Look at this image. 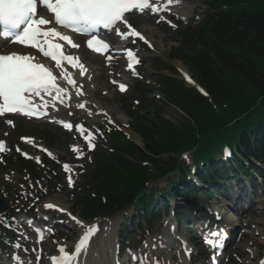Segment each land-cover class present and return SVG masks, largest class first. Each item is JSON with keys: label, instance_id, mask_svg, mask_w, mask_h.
<instances>
[{"label": "trees", "instance_id": "1", "mask_svg": "<svg viewBox=\"0 0 264 264\" xmlns=\"http://www.w3.org/2000/svg\"><path fill=\"white\" fill-rule=\"evenodd\" d=\"M207 1L213 13H207L198 28L182 29L184 41L173 51L206 97L186 87L170 67L153 61L157 73L153 85L140 83V101L150 90H158L185 118L173 125L162 118L161 108L152 117L142 105L127 109L130 130L141 139L142 148L111 130L106 144L92 154L90 171L71 193L72 207L82 219L109 217L132 205L147 210L153 201V192L145 195L148 185L176 171L182 193H195L184 185L188 168L180 159L183 152L192 154L197 176L207 184L229 174L213 162L225 145L236 154L233 164L240 172L245 170L239 159L264 168V0ZM161 70L169 76H162ZM233 164L228 166L232 169ZM7 166L41 178L20 157L10 158ZM46 175L50 194L56 176ZM168 180L178 190L174 180Z\"/></svg>", "mask_w": 264, "mask_h": 264}, {"label": "rangeland", "instance_id": "2", "mask_svg": "<svg viewBox=\"0 0 264 264\" xmlns=\"http://www.w3.org/2000/svg\"><path fill=\"white\" fill-rule=\"evenodd\" d=\"M179 2V5L172 11L174 17L167 15L166 17L164 16L163 19L160 17L158 18V23L155 22V20L147 18L146 16L132 15L128 18L130 24H132L152 45V47H149L148 44L146 45V43L142 44L140 42H136V44L131 47L136 51L137 56L140 58V64H142H139L137 73L140 72V75L145 77V80L150 79L149 75L152 76L154 73V70L149 65L151 58H159L167 65L172 66L178 73L179 71L188 73V69L181 61L171 58V52L180 45H178L177 39L179 37L176 36L177 33H173L168 29H177L182 25H187L190 23L196 25L201 21L202 16L204 15L203 13L207 11V4L205 0H179ZM181 14L184 17L182 19H180ZM185 18H187V20H185ZM78 54L83 60L86 61L88 68H90L92 72H90L91 77L89 76V80L86 78L81 82L82 87L87 92L86 101L90 109L85 112L79 111V114L77 113V115H73L71 119L83 123L86 126L87 133H91L92 139L94 140L93 142L96 143H100L99 140L103 134L102 131L99 132V127H104V125H106L108 122L107 120L111 119L122 132H124L132 141L139 145V138L130 133L128 130L130 121L123 111L125 97L137 88L138 79H134L138 78L136 77L137 74L133 75L126 73L124 71L123 61L121 60L122 58L120 57L118 59H114L111 67H106L103 61L98 58L96 59L91 57L83 50H80ZM163 74H166V72H163ZM112 80H118L120 82L124 81L128 87V91L125 93L118 91V89L112 85ZM156 95L157 94L153 92L148 96V98L151 99ZM131 103L133 106L136 105L133 100H131ZM152 106H154V111L156 108H161L162 118L173 125H178L183 121V116L179 111L170 106L164 105L162 101L156 102L154 105L151 102L146 104L147 111L150 114L152 113ZM8 120H11L13 123L8 124L6 122ZM57 131L59 130L55 128V126H49L44 122H27L19 118L1 119L0 140H4L3 142L5 145L4 153L0 156V165H3L4 160L6 161L9 156L17 153L18 149L19 151L22 149L24 153L30 155L33 157V159H38L39 155L36 154L37 151H34L33 145L38 144L43 146V141L39 140L43 137H50L52 139L50 142L51 145L48 144V150L51 153V156H55L57 159L70 161V148H82V146L74 136L56 134ZM5 133H7V135H5ZM78 151L79 153H83V148L79 149ZM72 155L75 159V154ZM83 156L85 157L84 154ZM85 160L86 165L90 164L88 158L85 157ZM81 165H78V167ZM5 175H7L9 178L5 177ZM3 183L9 184L11 189L21 190L23 195L25 197L27 196L28 189H24L22 187L25 185L24 180L15 172H10L3 175L0 173V188L3 187ZM156 187L160 189L167 187L165 180L156 182ZM0 191L2 194H5V191ZM256 191L258 192L257 194L255 193L251 195L247 192V194L243 195V197H245L242 198L245 200L244 204L239 206V210L236 209L237 212L234 211L235 213L229 214L230 217L237 221L233 224V228L236 229V231H238L240 234L238 235L237 241H235L226 251V254L220 261V264H259V262L264 258V188L261 189V187H259ZM232 195V199L226 200L225 202H220L219 199L213 198L211 201H206L205 205H220V207H227V205H229L231 209H235L236 207L233 206V202H235L234 197H236V195H240V193H238L237 190H234ZM221 198L222 197L220 196V199ZM46 202L56 204L60 209L64 210L65 208L67 209L70 207V198L62 190H58L52 196L44 199L43 203ZM14 207L15 206H12V209H14ZM28 207L30 208L29 202ZM38 207L39 210L37 211V214L40 215V206ZM220 207L217 209V212L222 213L223 210L221 211ZM198 208L199 207H197L196 210H198ZM187 214L188 217H191L190 223L184 221L182 224L177 225L176 228L178 231L176 234H173L174 240L171 246L177 249V254L175 251L167 252L161 250L159 253H156L154 250H145L146 243L148 247L156 245L157 242H161L160 239H163L162 235L167 234L169 227L175 229L172 223L173 219L170 217V215L162 218L160 229L156 234L149 238H145L144 241H142L140 238L141 242H138V246L134 245L137 242V238H135L132 244H130L131 246L129 248V253L134 251L136 255H139L143 251H147L143 254L147 255L149 261H152L151 257H155L156 255L158 261L162 260V257H165L170 264H181V254L178 252V244L175 239H183L192 251L193 256L196 254V257H199V255L194 250L197 249L196 246L202 242L204 233H201L200 229L202 228L203 224L199 225V218L197 219L193 212L190 213L192 215H190L189 212ZM205 215L204 221L209 219V214L207 213ZM124 216L128 217L130 214L125 213ZM124 216L118 215L110 220L108 219L110 224H108L106 220H98L99 223L101 222L99 225L100 230L95 235V240H93L90 247V251L87 256V264L92 263L97 252H99V257L102 260V264H111V252L116 246V231ZM39 217L44 220L42 215ZM19 219L13 224L17 228V231L15 229L16 233L21 236L22 248L20 250V254L24 255L26 251H28V253L30 252V248L33 246V240L27 238L28 230L24 229L23 226L18 223ZM61 219L69 222L68 217H61ZM82 223L83 225L87 226L86 224L91 225L94 222ZM104 224H107V226ZM71 226L73 227L72 230H69V228L64 229L62 227H57L55 230H53L54 233L46 238L47 240L43 242L45 257H49L56 253L55 247L58 243L64 245L66 248L70 247L72 243L71 240L76 238L75 236L79 234V230H83L82 227L78 226L76 223L74 224V222L71 223ZM103 232L109 234L108 244H110V247L107 245L105 253L107 261L103 260L102 254L100 252V241L102 240ZM192 234H194V236L191 239ZM0 236L3 237L2 234ZM157 236H159V239H157ZM6 243L8 244V242ZM125 253L127 254L128 250ZM5 254L7 255V252ZM171 256H175V262L171 261ZM121 259L122 261L126 259L125 254L121 257ZM0 261L5 263L4 260ZM183 263L186 264V261H183ZM193 263L207 264L204 255H201L200 259L195 258ZM43 264H47L46 260Z\"/></svg>", "mask_w": 264, "mask_h": 264}, {"label": "snow or ice", "instance_id": "3", "mask_svg": "<svg viewBox=\"0 0 264 264\" xmlns=\"http://www.w3.org/2000/svg\"><path fill=\"white\" fill-rule=\"evenodd\" d=\"M174 2H178V0H167L166 4H162L161 0H0V38L5 42L11 41L38 49L44 57L55 62L53 69L37 61L34 56L15 52L0 54V116L13 113L29 118L33 116L40 118L42 115H47L44 110L48 109L50 105L54 109L57 104L67 106L65 98L68 97V89L60 86L58 80L66 81L68 85H71L76 96H83L82 86H77L76 80L65 70V66L70 65L72 68H78L81 77L85 76L88 69L79 57L69 53L66 46L79 48L80 45L74 43L64 30L90 35L92 38L87 41V46L96 52L106 51L110 47L109 43L97 38L98 28L108 31L115 30L117 36L122 39H126L128 36L139 37L149 47H152L142 34L132 29L131 25L127 23L125 14L132 12L133 9L141 12L150 10L154 14H159L166 10L167 5H172ZM121 24L125 25L127 31L121 30L119 27ZM49 25L51 27H45ZM61 41L64 44H61ZM2 47L3 44L0 43V48ZM127 55L130 58L128 68L132 69V51L128 50ZM108 59L111 60L112 57L109 56ZM135 63H139V60H135ZM55 70H59L58 75H54ZM132 74L136 75L137 73L133 71ZM119 89L123 92L126 90V86L120 84ZM43 97H50V99H43ZM35 98H41L40 102H34ZM76 107L84 109L85 105L77 103ZM68 115H72V113H68ZM6 122L13 123L11 120ZM59 123L70 131L74 126V123L63 120ZM75 130L82 133L84 131L82 126H76ZM85 138L89 150L94 149L91 133H88ZM2 151H4V143L0 141V152ZM37 162L39 163V160ZM64 169L68 171L69 165L65 164ZM68 183L69 186H72L71 177H69ZM54 207L58 206L50 203L45 205V208L48 209ZM68 215L78 226L84 228L79 242L75 245V253L79 254L87 246L89 238L95 233L96 226H85L71 213ZM8 227L11 225L9 224ZM211 234L216 235L214 232ZM145 247H148L147 243ZM57 251L60 259L57 260L56 257H53L52 264H73L75 255L69 254L63 247ZM132 255L136 264H147L146 255L143 260L135 254ZM13 259L19 260L20 258L14 256ZM260 264H264V260Z\"/></svg>", "mask_w": 264, "mask_h": 264}, {"label": "bare ground", "instance_id": "4", "mask_svg": "<svg viewBox=\"0 0 264 264\" xmlns=\"http://www.w3.org/2000/svg\"><path fill=\"white\" fill-rule=\"evenodd\" d=\"M167 2V0H163L162 1V4L163 3H166ZM178 3H180L179 1L178 2H174L171 6H172V8H169L170 10L171 9H173V7L174 6H176ZM179 5V4H178ZM182 15V14H181ZM95 58V57H94ZM90 72H91V70L89 71V69H88V72L85 74V76H83V77H81L78 73H70V75L73 77V79H75L76 80V82H77V84H81L80 83V80L81 79H79L80 77L82 78V79H86V78H88V80H89V78L91 77L90 76ZM92 73V72H91ZM90 76V77H89ZM74 92H75V90H74ZM86 94H87V92L86 91H83V97L82 98H79L78 99V102L79 103H81V102H86L85 100H86ZM69 95V94H68ZM73 98V100L72 101H70V105H71V107L73 106L74 107V105L76 106V104H77V100H76V98L75 97H72ZM87 104V103H86ZM63 107H65L64 105H63ZM88 109H90L88 106H86V110H88ZM77 111V112H76ZM77 113H78V110H75L74 111V114L75 115H77ZM79 114V113H78ZM238 203H236V205H234V207H236V208H238V206L239 205H237ZM201 212V209H199L198 210V213H200ZM201 224H203V222H201V223H199V225H201ZM104 231V230H103ZM223 234V233H222ZM234 234H235V232H234ZM223 235H225V234H223ZM167 235H163V237H165V239L164 240H162L161 242L163 243H161V242H157V244L155 245V246H152V247H146L145 249L146 250H148L149 248H155V250H156V252H159L160 250H167V249H170L171 248V246L168 244V242H167V238L168 237H166ZM234 236V235H233ZM233 236H232V234H231V232L229 231V232H227L226 233V237L231 241L232 239H233ZM104 237H106V234H104ZM104 238H103V240H101L100 241V247H101V253H102V255H103V259H105V243H104ZM165 243V244H164ZM166 245V246H165ZM110 254V253H109ZM108 254V255H109ZM97 256H99V253H96V258H94L93 259V261H92V263L91 264H101V260L99 259V257H97ZM153 258V259H152ZM151 259H152V261H147V264H169L167 261H165L166 260V258L165 257H163L162 259V261H159L160 263H157V257L155 258V257H152ZM113 262H114V264H115V261L113 260ZM150 262V263H149Z\"/></svg>", "mask_w": 264, "mask_h": 264}, {"label": "water", "instance_id": "5", "mask_svg": "<svg viewBox=\"0 0 264 264\" xmlns=\"http://www.w3.org/2000/svg\"><path fill=\"white\" fill-rule=\"evenodd\" d=\"M6 208L4 201L0 198V212Z\"/></svg>", "mask_w": 264, "mask_h": 264}]
</instances>
